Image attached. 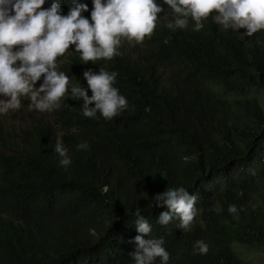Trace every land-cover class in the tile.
Wrapping results in <instances>:
<instances>
[{
    "label": "trees",
    "instance_id": "obj_1",
    "mask_svg": "<svg viewBox=\"0 0 264 264\" xmlns=\"http://www.w3.org/2000/svg\"><path fill=\"white\" fill-rule=\"evenodd\" d=\"M56 2L61 15L87 4L91 22L93 0ZM156 2L152 36L122 39L112 60L85 62L75 45L57 58L89 97L85 71L116 72L129 104L120 115L85 117L83 101L68 96L51 112L0 113V264H134L137 211L151 238H163L168 264H260L237 248L264 261V30H225L213 13L200 31L191 18L173 31L172 9ZM178 187L198 197L190 231L158 223L167 208L154 197Z\"/></svg>",
    "mask_w": 264,
    "mask_h": 264
},
{
    "label": "clouds",
    "instance_id": "obj_2",
    "mask_svg": "<svg viewBox=\"0 0 264 264\" xmlns=\"http://www.w3.org/2000/svg\"><path fill=\"white\" fill-rule=\"evenodd\" d=\"M46 0H0V113L21 108V97L30 101V107L39 112H51L61 107L68 96L82 100V113L95 118L99 112L105 120H112L128 108V100L113 87L116 72L103 68L83 73L92 95L78 85H70L64 72L57 71V58L65 55L72 45L85 62L110 61L120 55L122 39L142 43L151 37L156 28L158 14L163 11L156 0H93L91 22L82 16L88 5L73 2L67 15H61V7L53 0L50 7L42 6ZM172 9L175 20L167 27L173 31L194 21V30L200 31L213 13L214 21L225 30L246 29L251 37L264 30V0H163ZM167 43V41H165ZM19 61V64L17 62ZM86 64V63H85ZM43 77L37 88L36 82ZM94 104V107L90 105ZM87 150V143L77 146ZM55 153L62 166L71 164L68 149L58 139ZM157 207H166L158 223L167 226L174 220L176 228L190 231L197 216V195H190L184 187L167 188L154 197ZM230 214L238 215L236 205H229ZM134 237L136 249L130 253L134 264H168L169 253L163 247V238H151L149 221L136 213ZM145 237H149L145 239ZM200 254H207L209 246L197 241L194 246Z\"/></svg>",
    "mask_w": 264,
    "mask_h": 264
},
{
    "label": "rangeland",
    "instance_id": "obj_3",
    "mask_svg": "<svg viewBox=\"0 0 264 264\" xmlns=\"http://www.w3.org/2000/svg\"><path fill=\"white\" fill-rule=\"evenodd\" d=\"M42 83H43V81H41V80L37 81L35 87L38 88L40 86V84H42ZM262 95H264V92L262 93ZM2 98L4 100L10 99V98H6V97H2ZM22 105H24L23 110H22V108L19 110H11V113L17 112V111H20V113H21L23 111L25 114H28L29 111L34 109V108L30 107V101L26 97H21V107H22ZM237 250L239 251V254L241 256H243L244 258L249 259V260H253V261L258 262L260 264H264L263 259L260 257V255H257V253L247 251L243 248H237Z\"/></svg>",
    "mask_w": 264,
    "mask_h": 264
}]
</instances>
